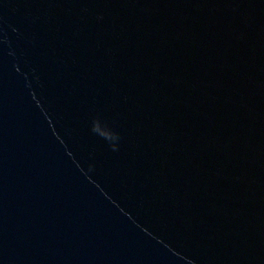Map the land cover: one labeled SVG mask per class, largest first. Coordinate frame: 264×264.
I'll return each mask as SVG.
<instances>
[{"label":"water","instance_id":"obj_1","mask_svg":"<svg viewBox=\"0 0 264 264\" xmlns=\"http://www.w3.org/2000/svg\"><path fill=\"white\" fill-rule=\"evenodd\" d=\"M0 264H264V0H0Z\"/></svg>","mask_w":264,"mask_h":264}]
</instances>
